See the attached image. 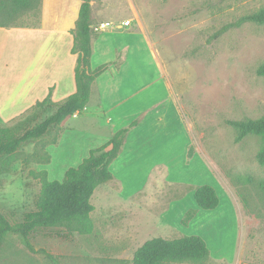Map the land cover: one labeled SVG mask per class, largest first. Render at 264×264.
<instances>
[{"label":"rangeland","instance_id":"rangeland-1","mask_svg":"<svg viewBox=\"0 0 264 264\" xmlns=\"http://www.w3.org/2000/svg\"><path fill=\"white\" fill-rule=\"evenodd\" d=\"M92 3L97 21H130L125 29L147 34L161 63V79L168 85L192 137L188 162L196 156L198 160L186 168L181 162L183 138H176L119 175L125 185L124 195L118 184L100 185L105 194H97L92 201L95 230L91 235L75 233L65 238L58 235V228L40 229L30 235L35 248L32 252L19 235L11 234L0 248V264H53L48 255L55 256L60 264H132L134 253L147 240L184 235L205 240L210 250L206 264H264V165L257 158L264 140L248 135L237 142L236 129L227 123L264 116V76L257 73L264 62V24L244 22L217 35L244 15L264 7V0ZM38 20L29 12L10 21V25L33 26ZM16 31L0 29V127L22 133L54 109L34 122L30 120L33 109L21 115L24 107L8 103L7 63L46 56V46L42 48L31 37L20 39ZM34 43L33 49L24 46ZM54 134L53 129L45 139L51 140ZM34 146H24L11 172L0 174V212L15 222L35 209L40 182L30 171L46 169L45 164L22 161ZM166 157L170 162L164 175L156 171L154 184L146 187L150 191L135 195L149 180L150 165ZM49 171L61 174L57 165ZM203 184L217 190L220 205L211 211L198 210L185 225L186 211L196 208L194 190Z\"/></svg>","mask_w":264,"mask_h":264},{"label":"crops","instance_id":"crops-1","mask_svg":"<svg viewBox=\"0 0 264 264\" xmlns=\"http://www.w3.org/2000/svg\"><path fill=\"white\" fill-rule=\"evenodd\" d=\"M80 6L81 0H42L36 25L0 27L17 30L20 39L31 37L42 48L46 46L45 57L14 59L6 65L9 69L8 103L24 107L21 115L29 112L38 100H43L51 89L55 102L63 101L76 91L77 55L71 49L74 44L72 30L76 27ZM91 19L92 25L103 22L97 21L93 7ZM24 46L33 49L35 43ZM92 48V67L104 63L110 66L94 81L86 108L66 120L57 144L48 146L52 161L45 164L46 169L55 165L61 169V174L49 171L52 178L49 179L61 180L68 168L78 166L89 156L91 149L106 144L115 132L136 119L138 125L130 129L119 156L111 164L114 178L106 186L118 184L124 195L125 185L119 175L178 137L183 138L181 162L186 168L192 167L191 163L198 160L196 156L188 162L187 151L192 137L182 122L168 85L161 79V63L147 34L136 29L105 30L94 36ZM2 92L0 88V96ZM168 162L170 159L166 157L151 164L147 171L149 180L135 195L150 191L146 187L154 184L156 171L164 175ZM99 188L101 186L95 190L92 201L97 194L104 196ZM198 213L197 210L196 215Z\"/></svg>","mask_w":264,"mask_h":264},{"label":"trees","instance_id":"trees-1","mask_svg":"<svg viewBox=\"0 0 264 264\" xmlns=\"http://www.w3.org/2000/svg\"><path fill=\"white\" fill-rule=\"evenodd\" d=\"M42 0H0V27L12 28L10 21L33 12L39 17ZM92 0H81L76 27L72 30L74 44L71 49L77 55L75 66L76 91L61 102L52 98V89L43 99L38 100L32 109L35 111L30 120L37 121L47 111H54L26 128L22 133L15 128L0 127V174L10 173L20 159L24 146L34 143V150L22 157L24 164L34 161L49 164L52 155L48 151L50 144H57L63 131V124L75 113L84 110L90 100L94 81L108 69L110 63L93 68L92 39L96 36L92 25ZM244 22L264 24V7L251 14L244 15L237 22L224 27L218 34L231 26H240ZM257 73L264 76V62L257 68ZM136 119L129 126L119 129L104 145L90 150L89 156L76 167L66 170L64 177L50 180L47 169L31 170L30 175L40 182V191L35 201V209L24 213L22 221L15 222L0 212V248L11 234L19 235L24 245L32 252L35 248L30 242V235L40 229L58 228L59 236L68 238L75 233L91 235L95 230L92 212L95 207L92 196L102 184L113 178L111 164L119 156L131 128L137 126ZM237 131L236 141L240 142L248 135L261 136L264 140V116L258 119L229 120L227 122ZM55 130L51 140L45 136ZM258 161L264 165V147L258 153ZM194 200L197 209L186 212L183 224L192 220L197 210H215L220 205L217 190L203 184L195 188ZM53 264H60L53 255H48ZM210 260V250L205 240L198 235H184L176 238L154 237L144 242L134 253L132 264L189 263L206 264Z\"/></svg>","mask_w":264,"mask_h":264},{"label":"built area","instance_id":"built-area-1","mask_svg":"<svg viewBox=\"0 0 264 264\" xmlns=\"http://www.w3.org/2000/svg\"><path fill=\"white\" fill-rule=\"evenodd\" d=\"M130 25V21H123L122 23H115L113 21H103L96 25H93V30L95 33H100L110 28L116 29H124L127 28L126 26Z\"/></svg>","mask_w":264,"mask_h":264},{"label":"bare ground","instance_id":"bare-ground-1","mask_svg":"<svg viewBox=\"0 0 264 264\" xmlns=\"http://www.w3.org/2000/svg\"><path fill=\"white\" fill-rule=\"evenodd\" d=\"M224 219V218H223ZM227 220V219H226ZM225 220V221H226ZM227 222H225V224H226ZM223 225H224V223H223ZM222 224H221V226H223ZM229 226V225H228ZM228 226L226 225L225 227H227V229H228ZM228 231V230H227ZM215 240V239H214ZM217 244V243H216Z\"/></svg>","mask_w":264,"mask_h":264}]
</instances>
